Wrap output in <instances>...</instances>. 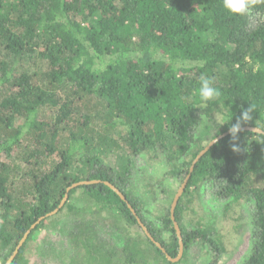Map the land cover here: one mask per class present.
Masks as SVG:
<instances>
[{
  "label": "trees",
  "instance_id": "trees-1",
  "mask_svg": "<svg viewBox=\"0 0 264 264\" xmlns=\"http://www.w3.org/2000/svg\"><path fill=\"white\" fill-rule=\"evenodd\" d=\"M201 74L218 100L201 104ZM238 121L264 130V3L238 16L222 0H0V264L30 229L12 264H35L26 252L36 233L65 215L70 249L49 253L63 264H180L195 243L218 264L222 235L195 218L194 196L207 185L218 201L252 204L242 264H264V134L230 133L194 166L175 210L180 262L104 183L175 258L174 192L151 182L140 192L136 158L164 160L160 181L181 185L199 152ZM92 180L47 216L67 188ZM148 194L160 203L154 218Z\"/></svg>",
  "mask_w": 264,
  "mask_h": 264
},
{
  "label": "rangeland",
  "instance_id": "rangeland-1",
  "mask_svg": "<svg viewBox=\"0 0 264 264\" xmlns=\"http://www.w3.org/2000/svg\"><path fill=\"white\" fill-rule=\"evenodd\" d=\"M112 162L116 164L114 161ZM136 164L138 171L135 177L140 192L145 193V188L142 185L144 182H151L154 184L156 192L163 190L174 192V198L180 183L172 179L160 181L167 168L164 160L154 162L149 160L148 155H140L136 158ZM157 181H160V185ZM163 196L162 194L160 198L163 199ZM145 198H147V209L149 212V214H145L148 217L150 216V218H154L159 213L158 205L160 203L153 196L149 197V194ZM194 202L197 212L195 218L202 217L206 224L211 225L210 234L220 232L222 235L226 252L218 257V264H242L251 250L250 216L252 204L250 202L229 204L222 200L218 201L214 199L208 185L201 189L199 196H194ZM195 218L192 217V219ZM55 221L56 223L46 220L45 227L36 233L31 247L26 252V256L31 259V262L35 261V264H63L59 261V258L54 259L49 253H52L53 249H70L68 238L62 232V229L70 222V219L65 215L58 217ZM41 248H45L44 250L46 251H42L43 249ZM208 249V245L195 243L188 251L187 261H182L180 264H202L201 262L207 264L215 257V254H207ZM182 258L183 255L177 262H180Z\"/></svg>",
  "mask_w": 264,
  "mask_h": 264
},
{
  "label": "water",
  "instance_id": "water-1",
  "mask_svg": "<svg viewBox=\"0 0 264 264\" xmlns=\"http://www.w3.org/2000/svg\"><path fill=\"white\" fill-rule=\"evenodd\" d=\"M241 130H250L256 133H261L264 134V130L259 128V127H255V126H243L241 127ZM231 132L230 130L224 132L223 134L217 136L216 138H214L213 140H211L200 152L199 154L196 156V158L194 159L192 166L190 168V173L186 176V178L184 179V181L181 183L180 187L178 188L173 201L171 203V208H170V212H171V219L173 221V225L176 231V235L179 241V254L177 257L172 258L167 250L162 246V244L160 242H158L154 236L151 234V232L149 231L148 227L145 225V223L141 220V218L138 216L137 212L135 211V209L133 208V206L129 203V201L127 200V197L111 182L109 181H104V183L106 185H108L110 188H112L120 197L122 200L126 201L128 204V207L130 208L131 212L136 216V219L139 223V225L141 226L142 230L145 232V234L149 237V239H151L157 247H159L167 256V258L169 260H171L172 262H177L183 255L184 253V242H183V235H182V230L180 228V225L178 224L176 217H175V210L176 207L178 205V202L181 198V196L183 195L186 186L188 184V181L191 177V173L194 170V166L197 164V162L217 143L219 142L221 139L225 138L227 135H229ZM100 182V180H92V181H80L77 183H74L73 185H71L69 188H67L66 194L61 202V204L59 205V207L57 209H55L53 212L49 213L47 216H51L56 214L62 207L63 205L66 203V201L69 198V192L72 188L83 185V184H91V183H97ZM43 219V218H41ZM38 223V222H37ZM36 226V224H34L32 226V228H34ZM31 229L28 230L26 232V234L24 235V237L22 238V240L20 241L19 245L17 246L16 250L14 251V253L12 254V256L8 259V261L6 262V264H12L15 256L17 255V253L19 252L21 246L23 245V243L26 241L28 235L30 234Z\"/></svg>",
  "mask_w": 264,
  "mask_h": 264
},
{
  "label": "clouds",
  "instance_id": "clouds-1",
  "mask_svg": "<svg viewBox=\"0 0 264 264\" xmlns=\"http://www.w3.org/2000/svg\"><path fill=\"white\" fill-rule=\"evenodd\" d=\"M257 3H264V0H222L223 8L227 10L229 13L238 16H245L249 14V12L256 6ZM258 68L259 65H256L253 71L258 70ZM198 95L201 104H207L210 101L218 100V98L221 96V91L213 85V81L211 78L201 74L199 80ZM250 111L251 109L243 112L242 119L244 121H248L251 118L249 115ZM240 130H241V125L240 122L238 121L236 124L232 125L230 132L235 137Z\"/></svg>",
  "mask_w": 264,
  "mask_h": 264
}]
</instances>
